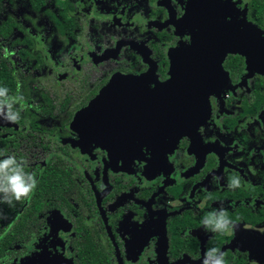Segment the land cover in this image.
<instances>
[{
	"label": "flooded vegetation",
	"instance_id": "obj_1",
	"mask_svg": "<svg viewBox=\"0 0 264 264\" xmlns=\"http://www.w3.org/2000/svg\"><path fill=\"white\" fill-rule=\"evenodd\" d=\"M208 6L222 20L211 40ZM261 35L264 0H0V88L19 113L0 115V161L37 181L30 198L0 202V264H204L211 248L264 264ZM172 62L208 96L195 91L176 144L143 96ZM125 76L143 81L111 86ZM222 209L234 227L206 229Z\"/></svg>",
	"mask_w": 264,
	"mask_h": 264
},
{
	"label": "water",
	"instance_id": "obj_2",
	"mask_svg": "<svg viewBox=\"0 0 264 264\" xmlns=\"http://www.w3.org/2000/svg\"><path fill=\"white\" fill-rule=\"evenodd\" d=\"M209 6L207 10L204 12V19L205 21L201 22L203 25H206V28L209 33V40L212 37V33L215 32V28L218 25H222V20H215L216 18V7L214 6V10H209ZM191 13V14H190ZM192 12L189 11L187 15H185L184 19L188 21L191 18ZM209 17V20H208ZM208 21V22H207ZM201 23H197L196 27H198ZM258 30H254L253 33L257 34L256 36L246 37V40L251 39L250 41L257 39L259 37ZM261 38L264 39V36L261 35ZM199 48V47H198ZM197 48V49H198ZM254 46L253 45H246V47H241L242 53L246 57L247 64L254 65ZM173 65V62H172ZM114 83L111 86H116L115 88L124 89L125 91H130L132 88L138 87V84L141 83L143 80L138 77H117L113 79ZM119 82V83H116ZM193 83V73L190 70L182 71L177 69L176 67H172L171 70V78L167 81L162 87L160 86L155 93H146L143 95L145 98L150 100L151 106H159L160 110H156L154 113L156 116L152 115L151 123L154 121L161 122L163 125V129L166 131V136H171L175 140V144L181 138L185 131L189 128L186 126L185 121H191L195 119L193 118V114L197 111L194 107L200 106V102L194 104L191 101V97L195 99V91H198L201 96L202 92L205 90L202 86L200 87H192ZM119 84V85H118ZM129 94V93H128ZM127 93L115 95V97H131L128 96ZM104 97V95H102ZM114 96V95H112ZM203 97L207 100V107H208V96L204 95ZM118 104V103H117ZM153 113V114H154ZM97 111L95 107V103H92L89 107H87L84 111L81 112L82 117H85V123H88L85 128L88 130L95 129V117L97 118ZM112 115L113 111H108V115ZM192 116V117H189ZM111 119V116H109ZM165 121V123H163ZM153 125H151L152 127ZM82 128V126H80ZM150 127V130H151ZM83 129V128H82ZM152 131V130H151ZM153 132V131H152ZM154 134V132H153ZM153 138H155L153 136ZM172 139V140H173Z\"/></svg>",
	"mask_w": 264,
	"mask_h": 264
},
{
	"label": "clouds",
	"instance_id": "obj_3",
	"mask_svg": "<svg viewBox=\"0 0 264 264\" xmlns=\"http://www.w3.org/2000/svg\"><path fill=\"white\" fill-rule=\"evenodd\" d=\"M15 98L7 96V89L0 88V115H4L9 122H17L19 113L13 112L12 101ZM5 106H7V114H5ZM37 181L34 174L24 171L22 164H19L14 156L8 157L0 161V194H3L0 202L12 204L13 199L22 201L24 198H30V194L36 187ZM240 186V180L236 179L229 185L230 188ZM2 215V213H0ZM202 223L206 229L213 232H223L230 227H234L233 222L228 219L225 210H220L213 214V218H205ZM225 254L218 248H211L206 253L204 264H225Z\"/></svg>",
	"mask_w": 264,
	"mask_h": 264
}]
</instances>
